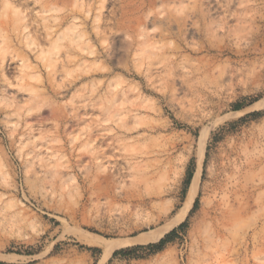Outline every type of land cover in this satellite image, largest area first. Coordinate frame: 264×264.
Here are the masks:
<instances>
[{
	"label": "rangeland",
	"instance_id": "374dc122",
	"mask_svg": "<svg viewBox=\"0 0 264 264\" xmlns=\"http://www.w3.org/2000/svg\"><path fill=\"white\" fill-rule=\"evenodd\" d=\"M0 264H264V0H0Z\"/></svg>",
	"mask_w": 264,
	"mask_h": 264
},
{
	"label": "bare ground",
	"instance_id": "6f19581e",
	"mask_svg": "<svg viewBox=\"0 0 264 264\" xmlns=\"http://www.w3.org/2000/svg\"><path fill=\"white\" fill-rule=\"evenodd\" d=\"M200 170L201 169L199 168L198 171L195 173L193 179H192V182H191V185H190V188H189V191H188V194H187L185 203L183 205V208L179 211V213L177 214V216L165 228H163L162 231H160L159 236L163 232H165L166 230H168L169 228H172V227L176 226V224H178L179 222H181L182 220H184V218L186 216V213H188L187 211H189V208L192 206L193 201H194V199H195V197L197 195V192H198L199 181H200ZM154 237H156V235H154ZM157 237H158V235H157ZM84 243L92 244L94 242H92L91 240H88V239L85 238L84 239Z\"/></svg>",
	"mask_w": 264,
	"mask_h": 264
},
{
	"label": "trees",
	"instance_id": "16d2710c",
	"mask_svg": "<svg viewBox=\"0 0 264 264\" xmlns=\"http://www.w3.org/2000/svg\"><path fill=\"white\" fill-rule=\"evenodd\" d=\"M166 242V240H162L159 244H152V245H149L148 247H146L147 249H150V250H155V251H158L162 248V246L164 245V243ZM140 248H143V247H140ZM122 253H125V252H122Z\"/></svg>",
	"mask_w": 264,
	"mask_h": 264
}]
</instances>
